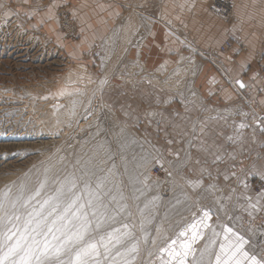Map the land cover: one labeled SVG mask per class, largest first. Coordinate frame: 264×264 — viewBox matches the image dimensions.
Segmentation results:
<instances>
[{
    "label": "rangeland",
    "instance_id": "obj_1",
    "mask_svg": "<svg viewBox=\"0 0 264 264\" xmlns=\"http://www.w3.org/2000/svg\"><path fill=\"white\" fill-rule=\"evenodd\" d=\"M10 3L0 0V264H159L193 196L174 186L148 133L130 127L117 90L145 70L130 54L160 0H130L87 53L71 45L80 30L68 6L57 15L63 44ZM156 165L165 173L154 177ZM251 182L264 192V179Z\"/></svg>",
    "mask_w": 264,
    "mask_h": 264
},
{
    "label": "crops",
    "instance_id": "obj_2",
    "mask_svg": "<svg viewBox=\"0 0 264 264\" xmlns=\"http://www.w3.org/2000/svg\"><path fill=\"white\" fill-rule=\"evenodd\" d=\"M128 2L10 4L59 43L57 15L68 6L80 30L71 45L87 53ZM158 8L143 46L130 54L145 70L130 73V90L117 93L127 98L130 127L148 133L174 186L193 196L194 213L161 246L159 264H252L253 257L264 264V192L251 182L264 179V0H160ZM227 40L234 46L219 53ZM198 254H208L206 262Z\"/></svg>",
    "mask_w": 264,
    "mask_h": 264
},
{
    "label": "built area",
    "instance_id": "obj_3",
    "mask_svg": "<svg viewBox=\"0 0 264 264\" xmlns=\"http://www.w3.org/2000/svg\"><path fill=\"white\" fill-rule=\"evenodd\" d=\"M234 46V42L232 40H227L223 45L220 46L218 49L219 53H225L229 51ZM241 110V108H238V111ZM165 170L162 166L156 165L152 169V175L154 177L160 176L161 174H164Z\"/></svg>",
    "mask_w": 264,
    "mask_h": 264
},
{
    "label": "snow or ice",
    "instance_id": "obj_4",
    "mask_svg": "<svg viewBox=\"0 0 264 264\" xmlns=\"http://www.w3.org/2000/svg\"><path fill=\"white\" fill-rule=\"evenodd\" d=\"M103 83V81H102ZM241 87H243V84H241ZM51 231V229H49ZM69 239H71V237H69ZM76 239H83V234L82 233H79L76 235ZM45 244V248L48 247V243L47 241L44 242ZM92 249L94 250L95 249V245H89L87 248L83 249V254H88L89 250ZM79 255V254H78ZM252 264H261L260 261H257L255 257L252 258Z\"/></svg>",
    "mask_w": 264,
    "mask_h": 264
},
{
    "label": "bare ground",
    "instance_id": "obj_5",
    "mask_svg": "<svg viewBox=\"0 0 264 264\" xmlns=\"http://www.w3.org/2000/svg\"><path fill=\"white\" fill-rule=\"evenodd\" d=\"M13 49H14V48H13ZM15 50H16V49H14V51H15ZM16 51H17V50H16ZM16 51H15V52H16ZM19 53H20V52H19ZM15 55H16V54H15ZM216 230H217V229H216ZM216 233H217V232H216ZM216 233H215V232L212 233L211 236H210V239L215 240V237L217 236ZM210 239H209V240H210ZM211 241H212V240H211ZM215 242H216V241H215ZM205 243H206V242H205ZM203 249H204V248H203ZM204 251H205V250H204ZM209 252H210V251H209ZM204 253H205V252H204Z\"/></svg>",
    "mask_w": 264,
    "mask_h": 264
}]
</instances>
